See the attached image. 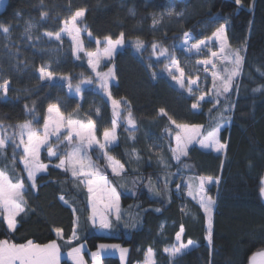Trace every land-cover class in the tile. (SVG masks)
<instances>
[{
  "label": "trees",
  "instance_id": "obj_1",
  "mask_svg": "<svg viewBox=\"0 0 264 264\" xmlns=\"http://www.w3.org/2000/svg\"><path fill=\"white\" fill-rule=\"evenodd\" d=\"M80 9H86L81 24L92 40L85 37V52L77 55L69 38L54 36ZM221 27L230 50L240 51L243 58L231 91L212 92L206 111L207 133L222 125L219 139L226 148L215 154L193 146L177 160L170 138L177 131L175 118L160 115V108L173 97L190 104L195 99L189 84L180 85L169 65L188 35L209 39ZM48 32L52 38L45 35ZM121 34L124 47L100 71H114L111 94L121 103L122 120L130 111L134 126L128 128L119 119L116 144L88 152L94 170L120 197V219L111 216L108 233L101 234L92 222L91 195L81 175L74 177L69 163L56 167L67 156L62 150L51 157L46 147L41 163L47 172L31 187L23 144L16 146L17 126L31 121L41 132L49 106L56 104L67 121L94 123L102 143L103 132L115 128L114 109L103 91L77 87L95 77L86 52ZM164 49L172 55L158 57ZM41 67L52 79L41 78ZM5 80L9 83L6 95L0 91V129L17 136L0 155V170L13 184L24 181L26 207L15 231L9 230L0 208V241L56 243L63 254L85 245L89 263V253L105 244L128 248L127 264L144 263L148 249L153 264H251L254 256L264 253V0H8L0 13V83ZM161 80L174 93H164ZM104 151L123 165L121 175L112 171ZM208 177L212 182L204 189L215 201L211 243L200 201L181 193L188 180L198 185L200 178ZM177 235L187 250L172 257L165 249L178 244ZM102 263L121 261L107 256Z\"/></svg>",
  "mask_w": 264,
  "mask_h": 264
},
{
  "label": "snow or ice",
  "instance_id": "obj_2",
  "mask_svg": "<svg viewBox=\"0 0 264 264\" xmlns=\"http://www.w3.org/2000/svg\"><path fill=\"white\" fill-rule=\"evenodd\" d=\"M237 4L241 3V0H235ZM86 12V9H80L75 12L74 15L71 16L70 22L68 20H65V28L63 31H68L69 34L75 33L73 35V40L76 41L78 48L80 46V40H79V30L76 27V22L78 18L84 17ZM173 12L170 10L168 12V15H172ZM46 15V13H45ZM177 15H182V13H177ZM69 23L71 24V27H68ZM32 25H29L28 30L30 31ZM4 32L8 31L7 27L3 28ZM224 28L221 27L218 29V31L215 33V35L220 38L221 40L224 39ZM49 38L53 37V33L48 32L45 33ZM56 40L61 39V35L59 32H57L54 36ZM123 42V34H121L120 39L116 40L115 42L111 41L110 38H108L109 47L105 50V55L110 57L111 53L114 51V45L122 44ZM204 41H201L199 44L193 45L197 50L200 48V44H203ZM142 43H138V47H142ZM153 48L158 47V45L153 44ZM165 53L167 52V49L163 50ZM223 51V48L221 49ZM88 56L92 57L97 55L96 53L89 52L87 53ZM213 56H216L217 53L213 52ZM234 59L232 61L233 68L226 76H218L216 74L213 75V88H216L215 81L218 79L220 80V91L227 93L231 91L232 84H233V78L239 75L240 70V64L242 61V57H240L238 52L232 53ZM91 63V61H90ZM200 63L203 64H209L211 63L210 60H204ZM96 65L93 64V68L95 69ZM41 78L42 79H52L53 74L50 71H46L44 67H41L39 69ZM97 75H101L100 73H97ZM181 75H183V72L181 71ZM112 72L109 71L107 73H103L101 76V79L103 81L102 87L107 86V80L111 78ZM91 81H89L90 83ZM8 83L9 81L5 80L3 83H0V90H3V92L6 94L8 90ZM191 83L195 84L196 81L192 80ZM183 86V85H182ZM77 91H79V87H77ZM189 91L191 92V88H189ZM217 95H219V91L217 92ZM110 96V93H109ZM205 96L204 94H201L198 98V102L194 103L192 107L195 109L198 107L199 101L204 100ZM215 103H219V101H215ZM112 105L114 106V109L119 108L120 101L116 99H112ZM49 113L55 112L60 119H62L61 114L59 112V108L56 104H53L49 106L48 108ZM160 115L167 116V112H165L163 109L160 111ZM223 118V117H221ZM60 119H58L55 122V127L53 128V132L51 134H55L59 136L60 132ZM171 120V117H169ZM128 123L134 125V121L131 118V112H128ZM173 124H176V121L172 120ZM113 124L115 125V121H113ZM177 128H180L185 133L184 136H181L180 134L176 135V141H177V149L176 151L179 153V155H187V147L189 144H191L196 136L200 134V126H196L194 128H190L188 125L183 124H176ZM19 143L16 146H19V144L24 145V153L26 155L23 156V164L24 168L27 171V178L30 180L31 187H36V176L39 172L46 171L47 166L43 165L39 162V150L40 148L48 143L49 139V124L46 122L44 124V132L41 135L38 130H35L33 128L31 121H26L24 123L19 124ZM68 127L71 131H69L66 134V139L69 144H72L73 142V133L75 136L79 137L80 141H85V133L82 129H84V125L80 124L79 121L73 122L71 120L68 121ZM95 125L94 123H89L87 126V146H85L83 143L76 144L70 153L65 157V159H61L60 163L56 165L58 168H64L66 163H69L73 169L72 175L74 177L83 175L88 177V192L92 194L93 199V211L95 212V201L101 197L97 196V189L93 187V184L95 183L91 178L95 176L97 173L96 171H89V169H95V165L91 161L90 158L87 157V149L91 148L92 144L95 143L98 145V147L101 150L106 149L108 146H110L111 142L115 141L116 136L114 131L105 130L103 132V138L105 143H100L94 135H92V131L94 129ZM222 127L219 123L216 124V126L209 131L206 141L207 143H211L215 145L216 151H222L226 148V144H222L217 139L219 129ZM81 130H77V129ZM25 134L27 135V140L24 139ZM17 134L14 133L11 139L15 142ZM201 143L202 145L205 144V141H197ZM6 147L5 139L0 138V155H3V150ZM48 155L54 156L56 153L52 150L51 147L48 149ZM104 156L107 157L111 167L112 171L116 175H121L123 171V165L119 164L118 161H116L112 156L108 155L107 151H104ZM177 159L179 160V156H177ZM13 161H15V156H13ZM67 170V169H66ZM101 179H106L104 177H101ZM212 178H200V182L198 184V191L197 195L200 196V204L204 208L205 213L208 216L209 223V243H211V215H212V207L215 203L210 197H207L203 195L204 193V184L205 183H211ZM219 183V181H216ZM177 188H179V185H177ZM24 189L25 184L24 181L21 179L17 183L13 184L7 177L6 172L4 170H0V208H3L5 211H7V226L11 230H15L16 227V216H18L21 212L24 211L26 207V201H24ZM261 194L264 195V186L261 187ZM189 195H192V192H189ZM107 199L109 203L105 204V209L110 210L111 208H116V219H120V213L118 209V195L116 193L115 188L109 187L107 189ZM24 205V206H22ZM95 222V221H94ZM100 227L102 228H110L111 223L108 219H106L104 216H101L100 219ZM183 229H181V232ZM176 239L180 240V235H177ZM192 242L188 241V244L190 245ZM104 247V246H101ZM187 247L184 244H181L179 247H174L173 249H165V251H170V255L173 257H176L178 254H182L181 249ZM123 251V250H122ZM79 253L80 249L75 248L73 249V252L69 253L70 256H73L74 259L77 260V264H82V261L79 259ZM149 253V264H151V257L153 255L152 249H148ZM0 264H59V248L56 243L47 244L44 246L33 244L31 241H29L27 244H15V243H9V241L4 240L0 241Z\"/></svg>",
  "mask_w": 264,
  "mask_h": 264
},
{
  "label": "rangeland",
  "instance_id": "obj_3",
  "mask_svg": "<svg viewBox=\"0 0 264 264\" xmlns=\"http://www.w3.org/2000/svg\"><path fill=\"white\" fill-rule=\"evenodd\" d=\"M7 1L8 0H0V13L4 10V8L7 4ZM82 18H78V20L76 22V27L79 30V40L81 42L79 48H78L76 41L73 40V35H75V33L69 34L68 31H63L60 34L61 37L69 38L73 42L75 52L77 55H80V53L85 52L84 38L86 37L87 39L92 40V38L88 35L86 30L84 29V26L81 24ZM69 22H70V20H69ZM68 27H71L70 23H69ZM224 30H225V28H224ZM201 41H204V43L200 44L199 50H197L195 47H193V45L199 44ZM113 42H115V41H113ZM109 46L110 45L108 43V40L98 42V46H97L96 50L94 52H92V53H96L97 55L90 57L87 55V53H89V52H86V55H87L89 61H91L92 68H93V64L96 65L95 69L93 68V72L95 74V77L93 78V80L90 83H89V81L84 82L83 85L80 86L79 91H81L82 89H85V88L95 87L98 90L104 92L106 99L112 105V99H114V98H113L111 91H110V84L112 83V81L114 82V71H112V69H110V68L109 69L107 68L104 72H101L100 69L104 63H107V62L112 61L114 59L117 52L124 47V44L122 42V44L114 45V51L111 53L110 57L105 55V50ZM222 48H223V51H221ZM213 52L217 53V55L213 56L212 55ZM234 52H238L240 57H242V54L240 53V51L230 50L228 43H227L226 30H225L223 40L218 38L215 34L209 39H202V40H197L194 36L188 35L186 40L178 47V50L176 51V53H173V60H171L169 68H170V71L173 73L175 80H177L180 85H183L184 82H187L189 84V88H191V90H192L191 92L190 91L189 92H190L191 96L194 97L195 103L198 102V98L201 94H204V96H205L204 100L199 101L198 107L195 109L192 107V105L194 103L190 104L189 101H187V100L180 101L178 99V96H177V98L173 97L171 99L172 101H169L163 108H160V109H163L165 112H167L172 118L174 117L176 124L188 125L190 128L200 126V134L198 136H196L195 140L191 144L188 145V147L186 149L187 152H188L189 148H192L193 146H199V147L203 148L205 151L214 152L215 154H219L222 152V151L217 152L215 145L211 144V143H207V141H206L207 135L209 133V132L207 133V131H206L207 130V123H208L207 118H206V111L211 106V103L209 101V96L212 94V92L215 91V93H217L219 91V93H221V91H220V80L217 79L215 81L216 88H213V82H214L213 81V75L216 74L218 76H226L228 74V72H230L232 70V68L234 66L232 63V61L234 59L232 53H234ZM171 55L172 54H169L168 52L165 53L163 50H160L158 52V57H168ZM204 60H210L211 63H209V64L200 63L201 61H204ZM242 62H243V58H242L240 66L242 65ZM109 71L112 72V76H111V78H109L107 80V86L102 87L103 81L101 79V76L103 73H107ZM181 71L183 72V75H181ZM97 73H100L101 75H97ZM235 78L236 77H234L233 80ZM192 80H195L196 83L195 84L191 83ZM160 82L163 85V86L162 85L161 86H162V89L164 90V93H166V94L174 93V91L167 85V83H165L162 80ZM0 91L3 92V90H0ZM109 93H110V96H109ZM3 94L6 95L7 93L5 94L3 92ZM112 107L114 109L113 105H112ZM160 109H158V110H160ZM158 110L156 111L155 115H158V113H159ZM59 112L61 114L62 119H60V117H58L55 112H53V113L48 112L47 123L49 124L48 131H49L50 135H49L48 143L43 145L39 150V162L40 163H41V155H42L43 151L46 149V147H51L52 150L56 153V155L59 153H62V151L65 155H68L67 152H69V151L71 152L72 148L76 144L83 143L85 146H87V134H88L87 133V126L88 125H84V124L80 123V124L84 125V129H82V130L85 133V141L81 142L79 137L75 136V134L73 133V142H72V144H69L67 139H66V134L71 130L68 127V121L66 120V117L62 114L60 109H59ZM114 115L116 118L115 119V128L111 131L115 132L116 139H115V141L111 142L110 146H114L117 142L116 128L119 126L118 120L119 119H120V121L122 120V118H121V103H120L119 108L114 109ZM175 116H178L177 117L178 119ZM58 119H60V123H61L59 136H57L55 134H51L53 132V128L55 127V122ZM121 123H123L128 128H131L132 126H134L133 124L128 123V115L125 116V118L121 121ZM77 130H81V129L78 128ZM95 130L96 129L94 127V129L92 131V135H94V137L96 138ZM43 132H44V129L40 132V134L42 135ZM13 134H14L13 131H11L9 134H5L3 132V130L0 129V138L5 139L6 147L8 145V141L11 139ZM177 134L184 136L185 133L180 128H177V131H175V133L174 132L170 133V138H172L175 141V158L177 159V156H179V160H180L181 158L184 157V155H179V153L176 151V149H177L176 135ZM24 139L27 140L26 134H25ZM217 139L220 142L219 133H218ZM201 140L205 141V144L202 145L201 143L197 142V141H201ZM102 143H105V141H103ZM71 145H73V146L71 147ZM22 148H24V145ZM95 148H99V147L97 144L93 143L91 148L87 149V157H88V152L91 151L92 149H95ZM56 155L51 156V157H55ZM89 171H95V170L89 169ZM46 172H47V168H46V171L39 172L37 174L36 178L41 174H46ZM122 173H123V171H122ZM81 177L83 178V181H84L85 185L87 186L89 178L86 176H83V175H81ZM101 177H103V176H100L97 173L95 176H93L91 178L95 182L93 184V187L98 190L97 196L101 197L95 201V212L93 211V217H94L93 220L95 221L97 228H101V231H105V230L109 231V228H102L99 225H100L101 216H104L106 219L109 220V222H110L111 216H116V208L115 207L111 208L110 210L105 209V204L109 203V201L107 199V189L109 187H111V188H113V187L111 186L110 182L107 180L106 177H104L106 179H101ZM205 185H206V183L204 184V187H205ZM263 186H264V182H263ZM190 191L192 192V195H189ZM197 191H198V185L195 182H193L192 179L188 180L187 183L185 185H183V189H181L182 194H185L190 198L198 199L200 201V196L197 195ZM90 195H91L90 205H91V209L93 210L92 194L90 193ZM203 195L207 196L206 195V189H204ZM118 197H119V195H118ZM116 203L118 204V209L120 211V197L118 199V202H116ZM213 207H214V205H213ZM213 207H212V211H213ZM211 218H212V215H211ZM108 231L106 233H108ZM181 244L182 243L179 240L178 244L175 245L174 247H179ZM191 245L192 244H190L189 246H191ZM102 246H104V247L100 248V250L98 249V250L94 251L93 252L94 254H92V255H96L95 256L96 258L105 257L106 255L114 253L115 251H113V250L116 249L115 254H117V255H115V257H117L120 260H123L122 261L123 264H127V262H128L127 257L129 255V249L128 248L122 247L120 245H113V244H105ZM174 247L170 248L169 250L173 249ZM79 249L81 252V251H83L84 248L80 247ZM105 249H110V250L108 251ZM185 250H187V247L182 248L181 252L183 253ZM168 252L170 254V251H168ZM79 255H80V259L86 260L85 255H83V254H79ZM179 255H181V254H178L177 256H179ZM109 256H112V255H109ZM73 261L77 262L76 259H74V258H73ZM142 264H149V253L147 254L146 261ZM151 264H153V257H151ZM251 264H264V253H261V254L254 256L252 261H251Z\"/></svg>",
  "mask_w": 264,
  "mask_h": 264
},
{
  "label": "crops",
  "instance_id": "obj_4",
  "mask_svg": "<svg viewBox=\"0 0 264 264\" xmlns=\"http://www.w3.org/2000/svg\"><path fill=\"white\" fill-rule=\"evenodd\" d=\"M91 206V205H90ZM3 209V208H2ZM4 210V209H3ZM4 213H5V221H6V223H7V215H8V213H7V211H5L4 210ZM23 212H21L18 216H16V227H15V229L17 228V218L22 214ZM93 210L91 209V219H92V222H93V224L96 226V223L94 222V220H93ZM97 227V226H96ZM98 229V232L99 233H101V234H106V232L108 231V230H105V231H101V228H97ZM9 230H11V229H9ZM11 231H13V230H11ZM15 231V230H14ZM81 247H83L84 249H83V251H81L79 254H83V255H85V253L87 252V247H85L84 245L83 246H81ZM59 248V247H58ZM78 248H80V247H78ZM100 248H102L101 246L99 247V250H100ZM105 250H110V249H105ZM113 251H115L116 252V249H114ZM71 252H73V251H71ZM71 252H69V253H71ZM115 252L114 253H112V254H109V255H112V256H115V255H117V254H115ZM69 253H67V254H63V253H61V251H60V249H59V264H62V262L64 261V260H67V261H69L71 264H77V262H75V261H73V256H70L69 255ZM92 254H94L93 252L92 253H89V255H90V259H91V262L92 263H89V261L86 259V260H82V259H80V255H79V259L82 261V264H103L102 263V259L104 258V257H99V258H96L95 256L96 255H92ZM98 254V253H97ZM109 255H106V256H109ZM105 256V257H106ZM128 257H129V255H128ZM128 257H127V261H128ZM77 261V260H76ZM121 261V264H123V260H120Z\"/></svg>",
  "mask_w": 264,
  "mask_h": 264
}]
</instances>
